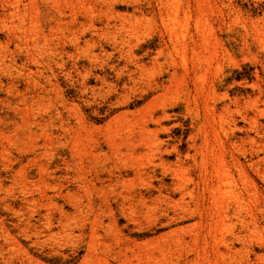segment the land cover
<instances>
[{"label":"rangeland","instance_id":"rangeland-1","mask_svg":"<svg viewBox=\"0 0 264 264\" xmlns=\"http://www.w3.org/2000/svg\"><path fill=\"white\" fill-rule=\"evenodd\" d=\"M34 1L21 23L0 0V264H264V0ZM201 81L234 135L185 110ZM164 102L169 153L152 154L139 129ZM201 126L241 194L221 204L248 222L230 213L231 246Z\"/></svg>","mask_w":264,"mask_h":264},{"label":"bare ground","instance_id":"bare-ground-1","mask_svg":"<svg viewBox=\"0 0 264 264\" xmlns=\"http://www.w3.org/2000/svg\"><path fill=\"white\" fill-rule=\"evenodd\" d=\"M19 1L13 0L12 5H13L14 9H13L12 15H14L15 17H18V19L22 23L26 20L25 19L26 17H24V15L21 14L22 10L21 11L19 10V8H20L19 7V4H20ZM32 1L35 2L34 0H32ZM10 2H11V0H10ZM28 15H30V13ZM34 31H35V28H32L31 32H34ZM171 32H173V30H171ZM175 77H176V72L171 74L172 79ZM209 92H210V90L207 89L205 82L201 81L200 84H197L195 86L194 95H192L191 92H189L187 94V97L184 100L185 110L187 111V113H190L191 111L194 110L193 109L194 106H196V108H197L198 104L201 103L204 106V109L206 112V114L203 118V121L205 124H208L210 122V120L215 121L216 119H218L217 124H219V131H216L217 136H219L220 132L223 133L225 136H227L228 133H230V132L231 133L233 132V135H234V133L236 131H238L239 128L237 126V122H236L235 118L233 117L234 112H231V105L224 103V106H223L224 112L222 114H220L219 113V106L217 105V103L211 102V100L213 98L211 97ZM159 108L161 109V115H158L157 111L155 113L153 111L149 116L150 120L152 122H156V124L158 125L157 129L151 130L149 127L150 122H148L147 120L144 121L142 126H140L141 127L140 129L138 128L140 131V133H139L140 136H145V135L146 136L147 135L152 136V141L149 144V152H151L152 154H154V153H159V154L169 153L168 147L164 146L163 143H161L159 141V138H158L160 134H163L164 132H167V130H169V129H166L165 127H162L161 122L170 118L169 111H173V110L178 109L176 104L175 105H173V104L168 105L166 102L161 103L159 105ZM203 127L204 126H201L198 129V133L203 134L205 137V140H204L205 152L202 153V159H201V169H202V173L200 176V184L202 186L201 190H202L203 194H206L208 192V196H210L211 201L214 204V208L218 212V213L216 212V214H218L217 216H218L220 221H219V225H217L216 229L218 231H220L222 234H221L220 238H216V242L218 244H221V245L231 246V245H233V242H231L232 244H230V239L226 236V233L230 232V231L233 233L232 216L230 215L231 212L229 211L228 207H225L227 205L223 206L224 204L223 205H221V204L227 200H228V205H229L230 200L241 201L242 200L240 198L241 194L238 193L239 191L238 192L235 191V188H236V185L234 183L235 182V175H234L235 172H233L231 170V168L227 167V165L224 163L225 162L224 154L217 156V158L214 157L215 155L213 152V148H210L209 143H208V141H209L207 138L208 132L206 130H203ZM127 138H129V137H127ZM129 139H127V141H130ZM263 159H260L257 162L251 161L252 162L251 166L253 168L258 167L257 165ZM160 161L161 162L159 163V165H163L166 167V164L163 162L162 158H160ZM195 162H196V160H195ZM212 162H218V166H216L215 168H214L215 164H213V166L211 168V169H213V171L208 170V164H210ZM155 168H156L155 166H154V168H152L153 169L152 174L156 172ZM237 168H238V166H237ZM237 168H235V170H236V172H238V174L241 178V181H242L241 183H242V186L244 188V191L245 190L249 191L248 189L250 188L251 184H249V182L246 179L247 176H246V174H244L245 171H243L242 168H238V169ZM147 171H150V170H147ZM138 172L141 173V171H138ZM147 175L148 174H146V176ZM197 187H198V185H197ZM179 188L183 189V191H187L191 195L192 191H190L185 184H180ZM249 193H251V192H249ZM251 195L249 196L250 198H251ZM191 196H193V195H191ZM222 200H225V201L222 202ZM235 205H234V207H235ZM240 206H241V204H239V206L237 208L235 207L234 210H233V208H234L233 207L232 213L234 214L235 217H237V220L245 226L246 224H248V222L245 223V218L241 214L242 209ZM243 215H244V213H243ZM247 221H248V219H247ZM248 226L249 225H247V228H248ZM177 240H179V241L176 242V246L179 247L182 244V242L180 239H177Z\"/></svg>","mask_w":264,"mask_h":264}]
</instances>
